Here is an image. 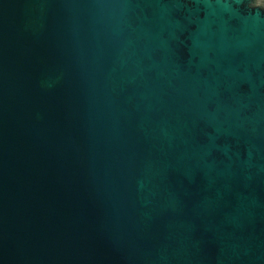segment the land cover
<instances>
[{
    "label": "water",
    "instance_id": "obj_1",
    "mask_svg": "<svg viewBox=\"0 0 264 264\" xmlns=\"http://www.w3.org/2000/svg\"><path fill=\"white\" fill-rule=\"evenodd\" d=\"M0 264H264V0H0Z\"/></svg>",
    "mask_w": 264,
    "mask_h": 264
}]
</instances>
